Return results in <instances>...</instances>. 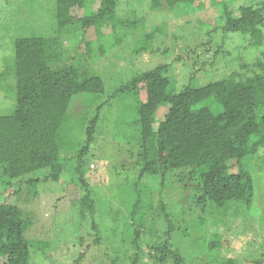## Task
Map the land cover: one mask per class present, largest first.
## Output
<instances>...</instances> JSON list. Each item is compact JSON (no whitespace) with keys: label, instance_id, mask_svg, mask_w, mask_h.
<instances>
[{"label":"trees","instance_id":"1","mask_svg":"<svg viewBox=\"0 0 264 264\" xmlns=\"http://www.w3.org/2000/svg\"><path fill=\"white\" fill-rule=\"evenodd\" d=\"M36 1H25L28 20H35ZM130 1L97 0L96 7H92V0H53L51 33L36 32L14 39L11 68L16 106L12 114L0 115V179L8 191L0 194V264H31L32 249L47 245L28 237L40 216L21 205L37 200L41 187L59 182L64 174L81 183L80 216L83 221L93 217L92 228L99 234L94 218L96 193L88 180L99 115L86 128L80 147L75 148L70 141L74 128L69 124V108L77 95L99 98L105 94L104 78L86 66L87 60L107 55L130 37L132 29L139 28L140 16ZM203 1L148 2L151 11H159L164 5L169 10L179 6L197 9ZM124 2L134 9L127 17L119 11ZM144 2L141 0L140 6ZM214 2L228 36H243L254 47L264 43V0L238 6L235 0ZM119 28L126 31L120 33ZM76 31L83 33L81 43L75 41L71 46L81 44L85 52L76 53V49H67L63 43L70 36L76 38ZM157 33L165 34L156 28L149 36L156 37ZM146 49L147 44L140 43L136 52ZM172 64L160 62L142 68L112 96L126 93L135 103L134 126L126 145L133 161L129 164L128 159V166H123L134 179L130 186L133 196L126 207V219L114 220L117 224L111 229L112 234L120 235L125 246L130 242L134 251L129 258L113 257L110 264H144L140 260L146 256L152 264H193L169 242L175 228H189L188 225H192L193 232V227L199 230L201 248L206 249L208 256L216 250L219 257L226 240L217 231L208 235L202 215L210 208L227 211L233 204H253L255 177L248 166L256 156L264 162V69L250 75L234 72L201 86L187 84L177 91L176 79L170 74ZM151 179L159 180V184L150 187ZM171 186L181 191V211L176 218L164 196ZM188 199L198 208L193 221L196 224L186 219L184 204ZM158 218L166 224L156 226ZM160 229L164 231L160 237L168 238L151 244V251H144L140 246L142 233L158 235ZM183 231L188 235L187 229ZM217 257L205 262L242 264L234 258L223 262ZM257 263L264 264V256Z\"/></svg>","mask_w":264,"mask_h":264},{"label":"rangeland","instance_id":"2","mask_svg":"<svg viewBox=\"0 0 264 264\" xmlns=\"http://www.w3.org/2000/svg\"><path fill=\"white\" fill-rule=\"evenodd\" d=\"M25 1L0 0V115L12 114L16 106L15 76L11 68L14 62V39L19 35L36 32L44 35L51 33L53 0L36 1L34 21V18L28 20V2ZM92 1L94 7L97 0ZM148 1L141 6V0L130 1L141 21L139 28L132 29L130 37L124 43L107 55L87 60L86 66L104 78L105 94L99 98L77 95L69 108V124L74 128L70 141L75 148L80 147L86 138V128L99 115L95 143L90 151L92 156L88 167V180L96 193L97 212L94 218L99 225L100 235L92 228V216L87 221H83L80 216V198L83 192L81 183L64 174L59 182H49L41 187L37 200L21 205L33 209L40 216V221L28 231V237L47 243L44 249L43 245L32 249L31 264H110L113 257H128L133 254L134 247L129 245L130 242L125 246L120 235L112 234L111 229L116 227L114 220L126 219V207L133 196L130 186L134 179L129 175L130 170L123 166H128V159L129 164L133 161V158L128 157L129 148L126 145L127 137L134 126L132 122L135 118V103L131 95L126 93L117 94L115 98L112 96L135 72L160 62H173L170 74L176 79L174 88L180 91L187 84L201 86L214 78L226 77L234 72L250 75L264 69V43L254 47L243 36H228L221 27L214 0L203 1L197 9L179 6L169 10L164 5L159 11H151ZM235 1L238 6L254 4L258 0ZM18 6L20 7L17 8ZM134 9L124 2L119 11L122 16L127 17L128 12ZM156 28L163 29L165 34L157 33L156 37H150ZM124 31L126 29L119 28L120 33ZM76 34V38L70 36L63 43L67 49H76V53L85 52L80 47L81 44L72 48L71 43H79L83 36L81 31H76ZM90 36L88 34L87 37ZM140 43L147 44V49L137 53ZM191 75H194L193 79ZM163 111L165 109L161 113ZM248 167L255 177L252 206L241 207L233 204L227 211H213L210 208L208 213L202 215L207 222L205 227L208 235L217 231L226 240L219 257L216 250L208 256L206 249L204 251L201 248L200 243L203 240L198 238L200 233L197 235L199 230L196 227H193L196 233L191 231L192 225H188L189 228H175L173 237L169 238L170 244L179 247L193 264H209L205 261L216 257L223 262L234 258L242 264H259L257 261L263 259L264 162L256 156L250 159ZM158 182L159 180L151 179L148 185L156 186ZM4 188L0 179V194L3 190L7 191ZM166 191L165 199L171 204L172 216L176 218V214L181 211L178 209L181 191L175 186ZM193 207L189 199L185 201L186 219L192 223L197 219L198 211V208ZM158 220L156 226L166 224L160 218ZM184 229L188 230V235L183 233ZM160 230L158 235L147 231L142 233L140 246L144 251H151V244L168 238L163 235L160 237L164 232ZM96 238L100 239L97 241ZM140 261L152 264L148 256L142 257Z\"/></svg>","mask_w":264,"mask_h":264}]
</instances>
